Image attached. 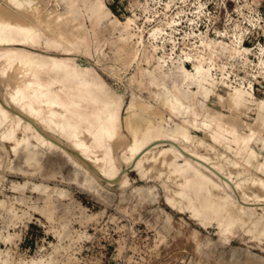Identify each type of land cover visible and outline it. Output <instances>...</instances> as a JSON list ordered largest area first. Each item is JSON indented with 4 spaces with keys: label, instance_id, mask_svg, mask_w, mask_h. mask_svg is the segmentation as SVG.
Segmentation results:
<instances>
[{
    "label": "rangeland",
    "instance_id": "rangeland-1",
    "mask_svg": "<svg viewBox=\"0 0 264 264\" xmlns=\"http://www.w3.org/2000/svg\"><path fill=\"white\" fill-rule=\"evenodd\" d=\"M49 1L64 5L65 11L72 6L87 35L96 37L104 55L99 64L93 56L72 57L98 72L126 105L134 97L152 104L151 91L157 86L177 85L196 94L199 110L230 116L229 105L220 97L238 90L252 109L244 120L255 122V103L264 99V0H104L112 11L110 19L117 17L120 25L111 27L104 21L95 26V34L92 20L102 0ZM128 19L133 23L126 29ZM155 46L160 49L157 54L152 52ZM200 47L222 68L211 71V84L202 91L195 62L187 55L195 57ZM167 124L175 129L179 120L168 116ZM191 134L204 143L196 154L186 142L187 147L159 140L151 147L177 148L183 155L180 161L187 159L209 173L250 214L262 213L264 202L247 201L237 188L246 174L228 175L238 163L236 156L205 138L198 123ZM61 140L54 139L69 149L68 140ZM4 147L0 264H264V245L252 236L241 232L223 241L216 223L205 226L190 211L169 205L162 184L141 178L134 167L124 164L115 179L98 177V183L88 187L81 174L74 180L76 168L62 152L48 153L31 167L21 148L12 151L10 142ZM255 150L261 161L264 150ZM36 184L64 190V196L47 199L35 190ZM147 190L152 195L140 202L139 192Z\"/></svg>",
    "mask_w": 264,
    "mask_h": 264
},
{
    "label": "bare ground",
    "instance_id": "bare-ground-1",
    "mask_svg": "<svg viewBox=\"0 0 264 264\" xmlns=\"http://www.w3.org/2000/svg\"><path fill=\"white\" fill-rule=\"evenodd\" d=\"M63 6H53L49 0H0V148L13 143L12 151L21 148L27 153L24 165L31 167L48 153L62 152L76 168L74 180L81 174L88 187L97 184L98 177L115 179L124 164L134 167L141 178L162 184L169 205L190 211L205 226L216 223L223 241L242 232L263 246L264 211L250 214L209 173L187 159L180 161L183 155L177 148L151 146L159 140H172L187 147L186 142L196 154V149L204 146L191 134L198 123L205 138L236 156L237 165L227 172L229 176L246 174L237 183L241 195L247 201L263 203L264 156L260 161L255 147L264 150V99L255 103L254 123L244 120L252 109L238 90L228 98L220 97L222 104L229 105L230 116L207 108L199 110L196 94L177 85L157 86L151 91L152 104L134 97L126 105L124 97L98 72L72 57L93 56L99 64L104 55L96 37L90 38L75 19L73 7L65 11ZM111 12L102 0L92 20L94 34L95 26L104 21L109 20L111 27L120 25L117 17L110 19ZM132 23L133 19H128L125 28ZM158 46L153 53H158ZM187 55L195 62L202 91L211 84V71L222 68L201 47L195 57ZM168 116L179 120L175 129L167 124ZM54 139L68 140L69 149ZM35 190L47 199L53 194L64 196V190L46 184H36ZM151 195V191H140V202Z\"/></svg>",
    "mask_w": 264,
    "mask_h": 264
}]
</instances>
